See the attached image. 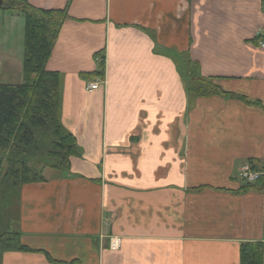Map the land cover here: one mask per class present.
I'll return each mask as SVG.
<instances>
[{
	"label": "crops",
	"instance_id": "0c3cea01",
	"mask_svg": "<svg viewBox=\"0 0 264 264\" xmlns=\"http://www.w3.org/2000/svg\"><path fill=\"white\" fill-rule=\"evenodd\" d=\"M28 1L69 9L47 68L81 155L15 190L0 264H241L264 245V183L238 177L264 168V0ZM2 18L0 74L21 72L25 20ZM187 52L236 96L191 101Z\"/></svg>",
	"mask_w": 264,
	"mask_h": 264
},
{
	"label": "trees",
	"instance_id": "16d2710c",
	"mask_svg": "<svg viewBox=\"0 0 264 264\" xmlns=\"http://www.w3.org/2000/svg\"><path fill=\"white\" fill-rule=\"evenodd\" d=\"M0 1V10L17 12L25 20L23 79L0 82V176L4 173L0 193L8 195L24 184L43 181L46 167L70 171V159L81 155V147L62 121L63 74L47 68L63 24L70 19L68 7L44 9L28 0ZM97 56L104 59L103 54ZM181 62L191 101L212 95L236 96L203 76L189 52ZM104 71L102 61L101 70L92 77H102ZM13 242L8 234H0V247ZM241 258V264H264L263 243L243 244Z\"/></svg>",
	"mask_w": 264,
	"mask_h": 264
},
{
	"label": "rangeland",
	"instance_id": "374dc122",
	"mask_svg": "<svg viewBox=\"0 0 264 264\" xmlns=\"http://www.w3.org/2000/svg\"><path fill=\"white\" fill-rule=\"evenodd\" d=\"M3 13H4V11L0 10V41H2V37H4V35H5L3 30L7 31V28L9 26V24L6 23L5 26L3 27V30H1L2 29V22H3V18H2ZM5 45L2 46L3 49H4ZM2 53H4V50H3ZM20 61H21V64L23 65V58H21ZM22 79H23V73H22V71L20 72L18 69H8V68H6L0 74V82H4V83L21 82ZM3 177H4V173L0 176V179H2ZM16 191H18V189H16ZM16 191H14L13 193H9L8 195H4V194L0 193V221L1 222L3 220V215H4V214H2L3 213V208H8L9 209L11 207L13 215L16 214L17 206H18L17 205V199H16L17 198ZM0 234H2V233H0Z\"/></svg>",
	"mask_w": 264,
	"mask_h": 264
},
{
	"label": "built area",
	"instance_id": "2783aa9c",
	"mask_svg": "<svg viewBox=\"0 0 264 264\" xmlns=\"http://www.w3.org/2000/svg\"><path fill=\"white\" fill-rule=\"evenodd\" d=\"M264 47V42L261 43ZM100 86L99 81L91 82L88 85V90H96ZM238 177L245 184H255L258 182L264 183V168L259 169L254 167L251 163H245L241 170L239 171ZM115 247V243H113V248Z\"/></svg>",
	"mask_w": 264,
	"mask_h": 264
},
{
	"label": "water",
	"instance_id": "95a60500",
	"mask_svg": "<svg viewBox=\"0 0 264 264\" xmlns=\"http://www.w3.org/2000/svg\"><path fill=\"white\" fill-rule=\"evenodd\" d=\"M3 2L0 1V4H2Z\"/></svg>",
	"mask_w": 264,
	"mask_h": 264
}]
</instances>
